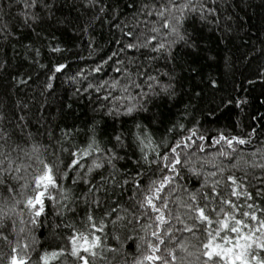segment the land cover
<instances>
[{
	"label": "trees",
	"instance_id": "obj_1",
	"mask_svg": "<svg viewBox=\"0 0 264 264\" xmlns=\"http://www.w3.org/2000/svg\"><path fill=\"white\" fill-rule=\"evenodd\" d=\"M25 2L0 0V116L3 117L0 119V161H3L0 167H7L11 160L13 168L20 169L12 173L19 179H6L7 187L0 184V209L7 211L14 201L21 202L15 205V213H10L16 220V231L11 230L9 223L4 229L7 241L0 239V264H8L13 254L11 249L18 244L28 245L27 249L17 250L19 257L27 256L31 264H41L44 252L67 247L64 241L70 231L56 226L71 222L82 230L88 215L96 221L104 220L107 238L97 234L105 245L117 249L109 255L108 264H135L142 259L148 252L144 240L152 239L149 233L155 228L147 217L139 224L128 223L129 213L137 210L130 197L135 192L131 177L136 176L133 162L139 159V150L135 149L133 154V148L117 147L111 140L116 133L123 132L127 143V132L135 130V121L146 125L157 143L162 138L171 142L187 135L179 128L169 133L167 130L174 124H183L186 129L198 128L206 137L204 150L201 152L193 146L187 154L204 175L193 177L182 171L177 183L197 193L199 199L200 191L208 192L213 181H219L218 192L232 199L243 211H248L243 207L245 203L254 204L258 219L264 220L261 215L264 196L256 195L257 191H264L258 179L264 177V0H192L197 6L202 4L215 11H185L178 30L191 38L189 43H194L195 48L177 40L173 48L175 59L171 61L166 60L164 54L151 51L155 41L148 47L121 51L125 44L143 45L153 35L167 41L177 39L161 27L162 18L156 15V11L168 7L169 0H37V7L27 10L23 7ZM174 2L179 4L185 0ZM101 7L104 11H100ZM26 12L29 16L36 15L38 21H25ZM169 14L179 15L166 13ZM170 23L175 26V20ZM129 31L136 36L135 41L126 35ZM56 48L60 51H54ZM156 56L159 58L152 59ZM117 60L122 63L118 64ZM58 64L67 67L55 73L51 81L53 87L49 89L46 87L48 78L53 76L52 70ZM190 65L199 70V75L194 76ZM97 66L102 69L98 73L92 71ZM117 68H127L131 80L141 87L136 88L123 71L115 70ZM141 70L156 76L161 84H173L175 96L162 92L155 84L150 91L147 84L152 82L136 75ZM81 72L83 75L79 74ZM212 79L216 81L215 87L208 83ZM113 81L117 82L116 87H111ZM102 82L100 92L94 88L85 91L88 84L98 86ZM141 91L147 95L141 96ZM193 91L199 92L200 98H193L190 95ZM109 93L108 100H104ZM241 101L245 103L237 106ZM138 102L148 111L134 113L135 120L107 114L113 105L123 111L124 106ZM186 105L190 107L186 109ZM94 124L97 125L95 139L102 151L77 156L82 167L66 169L71 154L87 148ZM3 133H7V138H3ZM220 133L249 142L239 146L234 143L232 147L236 151L229 152V146L223 141L217 144L207 140V137L218 138ZM108 149L124 157L113 160L115 169L107 163ZM222 152L229 155L222 156ZM40 160L52 166L57 185L47 189L43 197L44 212L38 218L39 224L33 226L25 201L35 187L33 181L39 174ZM94 163L103 166L93 167L88 172ZM233 163L237 164L236 168L231 167ZM217 166L224 172H218ZM140 170L146 173L141 177L145 185L148 179L159 176L158 172L153 176L147 166ZM65 171L67 176L61 178ZM213 172H217L215 177L211 175ZM101 175L108 178L106 183L102 184ZM227 175L236 176L239 183L236 191L246 189L251 199L231 196L226 186L230 183L225 179ZM124 179H128L129 184L123 185ZM93 185L100 187L99 192L90 191ZM177 191L182 203L188 202L187 192ZM62 194L67 200L62 199ZM97 198L99 207L94 203ZM136 198H140L138 194ZM65 204L67 209L62 207ZM111 208L126 217L115 226L110 222L115 216H104ZM169 208L174 205L169 203ZM180 212L191 224L183 208ZM236 215L249 226L256 224L247 217H240L239 213ZM176 236L180 237L181 233L177 232ZM204 239L203 228L194 236L183 234L187 252H178V255L184 264H203L197 257ZM165 246L172 245L166 241ZM59 264H74V260L65 256L60 258ZM95 264L104 262L98 259Z\"/></svg>",
	"mask_w": 264,
	"mask_h": 264
},
{
	"label": "snow or ice",
	"instance_id": "obj_2",
	"mask_svg": "<svg viewBox=\"0 0 264 264\" xmlns=\"http://www.w3.org/2000/svg\"><path fill=\"white\" fill-rule=\"evenodd\" d=\"M10 6V5H9ZM24 9H31L37 7V0H26L23 5ZM100 11H104V8L101 7ZM185 11L188 12H214V9H208L204 5L197 6L192 2V0H185L183 3H175L174 0H169L168 7H162L160 10L156 11V15L162 18L161 27L167 31L168 34H174L177 39L167 41L162 37H157L155 35L148 38L143 45L138 43H127L124 45V49H139L141 47H148L152 41H155V44L152 46L151 51L157 54H164L166 60L171 61L175 59L173 56V48L179 40L185 45L195 48L194 43H189L190 37L187 34H181L178 30L179 26L182 25V17L184 16ZM176 12L179 13L178 16L166 15V13ZM152 13H148L151 15ZM203 19V16L201 17ZM31 19L33 22L38 21L36 15L29 16L27 12L24 14V20L27 21ZM171 20H175V26L170 23ZM153 31H159L158 29H153ZM133 41L137 38L133 32L129 31L126 34ZM54 51H60L59 48L54 49ZM37 54H39L37 52ZM115 55V54H114ZM158 56L152 57V59H157ZM111 59V57H109ZM118 64H121L122 61L117 60ZM106 63V61H105ZM67 67L65 64H58L53 68V76L48 78L46 87L51 89L53 87L52 79L55 76V73L62 72ZM190 71L194 76L199 75V70L190 65ZM102 69L100 66L92 69L94 72H100ZM117 72L123 71L125 75L129 78V82L132 83L136 88H140V84L131 80V74L128 72L127 68H117ZM83 75V73H79ZM139 76H145L147 86L150 91L153 90V85H159L160 90L170 96H175L174 85L171 83L161 84L156 76L147 74L146 71L141 70L136 73ZM165 76L168 74L165 72ZM75 79V78H73ZM171 80V77H169ZM25 81H21L24 83ZM211 86H216V81L214 79L208 82ZM104 82L101 85L94 86L88 84V89L94 88L96 92L102 90ZM117 82L113 81L111 87H116ZM195 88V86H194ZM127 88H124L126 91ZM103 97L104 100H108L109 95ZM158 94V93H157ZM141 96H146L147 94L141 91ZM193 98H200V93L193 91L190 93ZM122 99V98H121ZM129 99H132L129 97ZM233 101H226L230 104ZM245 103L243 101L239 102ZM103 107V105L101 106ZM186 109L190 105L185 106ZM219 107V105L217 106ZM140 111H148V109L143 107V104L139 102L136 104H128L124 106L123 111L120 108L113 105L108 108L107 114L110 116H126L135 120L134 113ZM215 111V110H214ZM212 115V113H209ZM0 119H3L0 116ZM22 120L23 117H20ZM96 127L94 124L90 128L92 135L89 137V143L87 148L78 149L77 152L71 154L69 163L65 166L67 168H79L82 167L77 156H89L93 151L101 152L102 150L99 147V143L96 141ZM134 131L129 129L127 136L129 137L128 142L125 143V133L119 132L116 133L111 140L115 141V146L126 149L133 148L135 154V149L139 150V159L134 161V165L137 168L136 176L131 177L132 188L135 189V192L130 199L134 200L133 205L136 208V211H131L129 213L130 219L128 223L139 222L147 217L152 220V225H154L155 230L149 233L152 239H145L144 243L147 246L148 252L143 255L142 259L135 261V264H145V262H151V264H184L182 258L178 255L179 253L187 252L185 245L183 243V234L188 233L195 235L198 230L201 228L204 229V242L200 245V255L197 257L198 260H201L203 264H217V261H220V264H264V220L258 219L256 215V207L254 204H244V208H247L248 211H243L240 207L233 202L232 199L225 198L220 192L217 191V188L220 184L219 181H213L209 186L208 192H195L188 191L183 189V187L177 182L181 179V172L186 171L193 177H200L204 173L195 167L191 162L187 150L195 146L196 149L203 152L204 142L206 137L199 132L198 128L186 129L183 124H174L167 131L169 133L173 132L176 128L182 129L187 132V135L180 136L179 139H173L169 142L166 138H162L159 143H157L151 133L147 130V126L143 125L139 121H135L133 124ZM2 131V130H0ZM255 129H253V133ZM3 138H7V133H3ZM195 138V139H194ZM111 140L109 142H111ZM207 140L212 143H220L223 141L226 145L229 146V152H235L236 149L232 147L235 143L237 146L245 145L248 143V140H245L241 137L223 135L219 134V137H207ZM163 148V151H161ZM35 151V146H33ZM65 151H67L65 149ZM229 152H222L220 155L228 156ZM107 163L115 169L113 160H122L124 157L118 156L115 151L112 149L107 150ZM151 156V159L149 158ZM183 156V159H182ZM233 159H236L235 157ZM142 162V163H141ZM3 164V161H0V165ZM39 164L41 168L39 169V174L34 177L35 187L32 189V195L26 198V205L30 210L29 222L36 226L39 224L38 218L44 212V199L43 197L46 194L49 186H56L57 182L53 176V168L51 165L47 164L45 161L40 160ZM103 165L99 163H94L92 167L88 168V172H91L94 168H101ZM148 167L149 171L152 172L153 176H156V173H159V176L153 179H148L147 184L145 185L141 177L146 175L145 172L140 169ZM154 166V170H153ZM203 167V165H201ZM232 168H236L237 164L233 163ZM264 167V166H262ZM19 167L13 168L12 161L9 160L7 167H0V184H5L6 179H19L18 176H13V172H19ZM117 172L119 170H116ZM217 171L220 173L224 172L223 168L217 166ZM213 177L217 175V172L211 173ZM67 176V171L63 173L62 177ZM111 176V174H110ZM113 182H115V177L111 176ZM102 184L107 182L106 177L101 175L100 177ZM228 183L226 186L231 193V196L239 199L241 195L245 196L246 199H251V193L247 192L246 189H241V191H236L239 187L237 177L234 175H227L225 177ZM260 183L259 187L264 189V177L258 178ZM87 182V181H86ZM75 183V181H73ZM129 184L128 179L123 180V185ZM7 187V184H5ZM26 187V185L21 186ZM204 185H201L203 188ZM100 187L93 185L90 188V191L99 192ZM187 192L188 202L182 203L178 191ZM9 191L11 189L9 188ZM137 194L139 199H137ZM257 196H264V191H257ZM51 199H54L50 197ZM62 199L67 200V196L62 194ZM21 203L20 201H14L12 208H9L7 211L0 209V239L7 241L8 237L4 235V229L7 228L8 224L12 225V231H16L15 224L16 220L13 219V216L10 213H15V205ZM94 203L97 207L100 206V200L97 198ZM169 203L174 205V208H169ZM63 208L67 209V205H62ZM183 208L184 212L187 213L188 219L191 220V224L185 221V218L181 215L180 209ZM226 208L228 209L226 211ZM126 211V210H125ZM139 211V215H137ZM237 213L240 217H247L251 221H256L255 225H247L243 219L237 218ZM63 214V213H61ZM154 214V216L152 215ZM261 215H264V211L261 212ZM104 216L112 217L115 216L114 220L110 222L115 226L118 222L123 221L126 217H122L117 213V209L111 208L104 212ZM86 225L82 226V230H78L74 224L69 222L68 224L57 225L61 230L67 228L70 231V235L65 237L66 248H58L52 250L51 252H44L41 255V264H52V261H56V264H59V260L62 257L68 256L73 258L74 264H95L99 259L104 264H108L109 255L115 253L117 249L109 248L103 243L101 235H98L97 232L104 235V238H107V234L104 232V220L100 219L96 221L92 215L86 217ZM99 224V227H98ZM179 225V227H177ZM23 232V228L20 229ZM181 233L180 237L176 236V233ZM19 235V233H17ZM131 239L132 237H128ZM114 239L119 240L118 236H114ZM143 239V238H141ZM166 241L168 244H171V247H167ZM122 246V245H121ZM161 246H164L163 248ZM139 247V245H138ZM28 245H17L11 249L12 255L9 257L8 264H31V260L27 256L19 257L17 255L18 249H27Z\"/></svg>",
	"mask_w": 264,
	"mask_h": 264
}]
</instances>
